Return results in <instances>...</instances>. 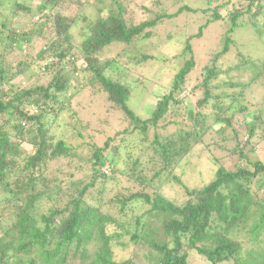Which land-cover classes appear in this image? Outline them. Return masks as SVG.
I'll return each mask as SVG.
<instances>
[{
  "label": "trees",
  "instance_id": "16d2710c",
  "mask_svg": "<svg viewBox=\"0 0 264 264\" xmlns=\"http://www.w3.org/2000/svg\"><path fill=\"white\" fill-rule=\"evenodd\" d=\"M109 1L115 10L96 8L95 4H103V0L0 2V238L12 236L5 246L0 240V264H142L138 258L116 259L114 247L123 249L130 244L143 247L147 264H264V160L249 156L255 153L250 138L256 136L257 128L264 131V109L257 108L255 103L259 98L264 105V91L256 87H264V62L257 64L240 51L236 53V62L224 61L235 46L231 36L237 28L247 26L259 39H264V0H219L211 19L195 36L188 37L183 51L177 55L183 62L169 82V92L160 97L157 92L161 87L153 92V111L145 119L136 116L127 105L132 89L125 75L128 69L121 61H101L100 56L110 47L122 45L126 65L139 69L149 59L153 64V57L140 54L135 43L150 38L151 29L166 16L157 14L154 19L137 22L130 8L133 0ZM212 1L207 0V4ZM70 7L76 8L75 15H69ZM183 10L195 12L184 7L177 14ZM86 11L97 14L89 17ZM222 20L227 29L215 39L216 45L207 47L205 54L216 51L202 72L203 96L197 99L193 87L192 95L181 98L195 66L197 53L191 40L202 37L210 23ZM76 30H86L80 47L73 43ZM35 38L44 42V49L38 53V63L43 62L39 71L54 68L56 73L46 84L22 87L19 81L32 68V58L12 66L7 57L18 50L22 53ZM217 46L220 49L215 50ZM80 63L84 65L83 71L90 74L88 84L100 85L99 91L106 101L128 121L123 135L135 134L147 141L149 130L155 129L149 146L150 166L154 169L151 180H147L146 171L152 169L140 160L126 169L128 178L135 184L140 182L148 191L129 193L124 198L113 196L107 201L116 205L119 213L132 214L133 219L127 223L100 212L106 182L102 168L108 164L112 171L116 170L120 153L109 157L102 150L93 149L87 159V181H67L68 174L52 179L54 174L47 173L50 164L60 158L82 159L78 155L80 147L69 145L65 136L55 135L63 112L74 118L70 99L78 92L70 82L71 75L80 72ZM67 68H71L70 73ZM113 70L116 72L112 73ZM232 73L249 78L233 82ZM229 90L232 93L227 94ZM191 98H196L192 104ZM256 108L258 113L254 112ZM175 109L173 113L182 111L181 115L187 117L185 121L171 118ZM247 119L252 122H246ZM233 122L238 124L234 129ZM60 126L63 124L56 127ZM170 127L175 130H167ZM156 128L162 129L161 135H157ZM226 128L234 139H245L242 149L235 147L230 151V156L237 155L240 163L228 169L210 156L213 177L201 188L189 189L181 177L167 169V164L155 166L154 163L177 155L180 167L187 157L196 156L193 152L204 151L205 140L213 144L216 134L220 136ZM240 131L245 135L240 136ZM178 138L185 139V146L177 150L174 142ZM23 144L31 147L30 151L23 149ZM54 172L63 175L61 169ZM163 173L165 183H175L183 189L180 204L163 196L159 185ZM155 179L157 183L153 184ZM57 180L64 186H55ZM138 199L148 206L143 221L142 215L135 212ZM107 225L114 226L111 233ZM125 236L129 237L127 241L123 240ZM244 243L249 246L243 248Z\"/></svg>",
  "mask_w": 264,
  "mask_h": 264
},
{
  "label": "rangeland",
  "instance_id": "374dc122",
  "mask_svg": "<svg viewBox=\"0 0 264 264\" xmlns=\"http://www.w3.org/2000/svg\"><path fill=\"white\" fill-rule=\"evenodd\" d=\"M1 1L4 0H0V2ZM221 1L223 2V0ZM100 3L101 2L95 4V7H105L115 10L114 5H112L109 0H103V4ZM217 4H220L219 0H214L211 4H207V0H133L130 8H132L136 15L135 18L137 22L154 19L155 16H159L157 14H163L166 16L151 29L150 38L135 43V47L139 45L138 52L147 55V57H153L154 63L151 64V59H149L145 61L139 69H134L132 65L129 64L126 65L127 57L122 54L121 50L124 48L122 45L110 47L102 54V56H100V59L101 61L109 59L117 60L119 63L121 61L123 67L125 66V68L128 69V73H125V75L128 78L127 84L130 85L132 89L127 105L136 116L141 119L150 116L153 111V95L157 87H161L160 92H157V97H160V94H166L169 92V82L173 78V74L177 72L183 62L182 57L179 58L178 56L183 51L185 41L188 37L195 36L198 33V29L204 25L206 21L211 19L213 9ZM184 7H188L195 12H187L183 10L180 14H177L178 11ZM144 8L149 12L145 11ZM68 13L69 15H75L76 8L70 7ZM96 14L95 11L85 12V15L93 18ZM222 14L223 17L226 18V12L222 11ZM27 17L26 19L30 21V18ZM225 28L226 26L223 20L218 23H210L204 28L202 37L191 40L193 51L197 53L195 54L194 59L195 66L187 77L188 87L183 90L185 92L180 94L181 98H184L188 94L192 95L191 90L193 87L197 99L203 96L204 89L201 85L202 72L205 71L204 67L208 64V61L212 56L211 54L216 52L214 51L210 55H205L208 53L207 47L216 45L213 42L215 39L218 40L221 37V34L227 29ZM29 29L30 27L28 26L27 31ZM147 31H149V29H147L146 32ZM85 32L86 30L74 31L73 43L75 46L80 47L81 43L84 41L83 34ZM231 37L235 42V46L232 47L230 54L224 57L226 58V60L223 59L225 63L226 61L236 62L239 58V56L236 55L238 51H240L245 58L258 62L257 64H261L262 61L264 62V39H259L250 28L247 26L237 28ZM41 49H44V42L41 39L35 38V40L25 46L22 53L18 50L7 57V60L11 62L12 66H15L22 59L32 58V62H30L32 68L26 72L24 80L21 79L19 81L21 82L22 87H28L35 84H46L51 80L53 74L56 73L54 68H51L46 72L39 71V66L43 64V62L38 63V53ZM217 49H220V47L217 46L215 50ZM174 56L176 57L174 58ZM171 59L174 61L166 62ZM78 65L80 72L72 74L71 76L73 77L70 82L71 87L78 92L70 99V109H72L71 114L74 118L72 119V117H70V113L63 112L58 124L56 123V126L59 124H63V126H60V128L55 126V135L56 137L65 136V140L69 145L80 147L78 155L80 154L82 159L76 161V159L60 158L59 161L50 164L47 173L52 172L54 174L52 179H55L54 177L56 176L62 179L68 174L69 176L66 177L67 181H71L72 179L87 181L89 173L87 170H89L90 167V163L87 162V159L91 156L93 149L98 148L102 150L104 156L109 157L120 153L121 160L116 170H113L115 172H113L111 167L106 164L111 171L108 169V173L105 174L106 182L104 184L105 188H103L105 198L104 202L101 204L102 210L100 212L103 214H110L109 217L114 215V220L116 219V221L118 220L120 223H127L129 220L133 219L131 217L132 214H130L129 211L119 213V208L112 203L108 204L107 201L108 199L113 198V196L124 198L129 193L133 194L136 192L142 193L143 191H148L140 182L135 184L130 180L128 178L129 171L126 169L131 167L136 159L144 163L147 169H152L150 166V163L152 162L149 161V157L151 156L149 146L155 129L149 130L147 141H142V137L137 135L132 136L129 135V133L123 135L122 131L127 127L128 121L122 116L120 110L116 109L115 106L106 101V96L99 91L100 85L88 84L90 74L83 71V63ZM93 67L98 68L96 64H94ZM70 69L71 68H67V71L71 72ZM115 72L116 71L112 73ZM31 74L33 76L29 79L28 76H31ZM232 74L233 82H240L241 79L247 81L249 78L248 75H245L242 78L240 74H238L239 76L234 73ZM256 87L257 89L264 91L263 86L256 85ZM223 89L225 88H222L221 90ZM229 93H232V91L229 90L227 94ZM190 100L192 104L196 101V98H191ZM255 103L257 108L264 109V105H261L263 104V99L257 98L255 99ZM257 108L254 109L255 113H258ZM176 110L177 109L172 111L171 118L174 120L177 118L178 120L176 121H180L179 119H184L185 121V118L187 117L181 115L182 111L176 114L173 113ZM262 120L264 122V115ZM233 121L236 122L235 119ZM246 122H252V120L247 119ZM254 124H256V122ZM236 125L238 124L233 122L231 128L234 129ZM218 127L219 125H217V128ZM156 129L158 131L157 135H161L162 129ZM261 129L262 128H257L256 136L250 138L255 147V153L249 155L251 159L264 160V131ZM52 130H54V127ZM167 130L174 131L175 128L170 127ZM238 133L240 136L245 135V133H242L241 131ZM241 138L242 139H234L232 132L226 128L225 132L220 134V136L216 134L215 142L213 144L209 145L208 141L205 140L206 146H203V148H205L204 151L201 154L199 152H193L196 156L193 157L191 155L187 157L185 161L180 164V167H177L179 161L177 155L169 160H163L154 164L158 167H163L166 164L169 165L167 169L172 171L174 175L181 177L182 183L186 184L189 189H199L203 185H206L213 177L214 167L209 161L210 156L219 160V164L228 169L234 168L233 166L236 162L240 163V161L237 160V155L230 156V151L234 150L235 147L242 149V142L245 141V139H243V137ZM106 143H108L107 147L105 146ZM174 145L177 150L183 148L185 146V139L178 138L174 142ZM22 148H27V150L30 151L31 147L23 144ZM167 161L172 162L167 163ZM57 169H61L63 175L60 173L56 174L54 171ZM153 170L154 169L146 171V177L149 181L153 176ZM155 170L157 171V169ZM119 172H121V174ZM166 173L160 174V177H163L162 182L159 184L162 186V194L166 199H169L176 204H180L183 201V189L175 183H165ZM54 182L56 183H53L55 186H64V183L61 180ZM152 183L156 184V179L152 181ZM137 203V209L135 212L142 215L143 221V212L146 211L148 206L143 205L142 200L139 201V199ZM61 207H64V204H62ZM113 228V225H107L108 232L111 233ZM128 238V236H125L123 240L127 241ZM11 239V235H4L0 238L1 245H7ZM242 246L243 248H246L249 244L244 243ZM114 248L116 259L138 258V262L147 264L143 258L145 255V252L142 251L143 247H133V245L130 244L123 249L119 246H115Z\"/></svg>",
  "mask_w": 264,
  "mask_h": 264
},
{
  "label": "clouds",
  "instance_id": "9594fccd",
  "mask_svg": "<svg viewBox=\"0 0 264 264\" xmlns=\"http://www.w3.org/2000/svg\"><path fill=\"white\" fill-rule=\"evenodd\" d=\"M129 135H132V134H129ZM133 135H135V134H133ZM132 135V136H133ZM106 145L108 146V143H106ZM105 145V146H106ZM106 146V147H107ZM120 148V147H119ZM107 169V170H106ZM108 169L110 170V168L107 166V165H105L103 168H102V172H103V174L105 175V174H107L108 173ZM111 171V170H110ZM106 176V175H105Z\"/></svg>",
  "mask_w": 264,
  "mask_h": 264
}]
</instances>
